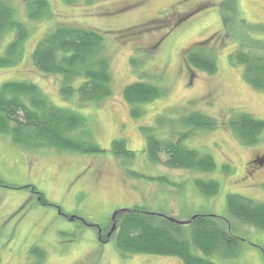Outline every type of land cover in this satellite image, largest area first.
<instances>
[{
	"label": "rangeland",
	"instance_id": "rangeland-1",
	"mask_svg": "<svg viewBox=\"0 0 264 264\" xmlns=\"http://www.w3.org/2000/svg\"><path fill=\"white\" fill-rule=\"evenodd\" d=\"M5 1L26 22L30 36L18 62L0 68V84L21 80L36 84L53 105L85 117L84 131L71 135L94 143L101 152L30 151L0 134L4 182L0 186V264H33L32 247L45 253L44 264H182L171 256L120 254L115 243L119 215L133 206L181 222L195 213L225 218L239 238L238 254L197 253L216 264H264V230L240 222L226 208L230 192L264 202V130L258 143L246 146L226 125L242 111L264 121V91L250 86L242 78V67L229 59L235 43L225 38L223 0H80L72 5L48 0L50 17L38 21L25 19L24 0ZM237 8L247 22L264 23V0H237ZM61 24L102 33L112 73L110 98L99 103L64 99L60 77L32 66L35 44L48 29ZM13 36L10 32L0 37V55ZM194 46L212 53L217 65L214 74L185 63L186 51ZM135 81L164 91L139 106L143 111L139 117L131 115L122 96L124 87ZM191 111L207 114L218 123L213 129L195 131L183 142L211 155L215 169L168 168L162 163L164 153L159 163L149 161L141 127H156L157 137L175 139L173 126L183 130L178 121ZM160 116L169 119L163 126L157 124ZM115 139L125 140L134 156H115L111 150ZM198 178L218 181L219 192L201 193L194 185ZM118 210L123 211L113 219Z\"/></svg>",
	"mask_w": 264,
	"mask_h": 264
},
{
	"label": "trees",
	"instance_id": "trees-1",
	"mask_svg": "<svg viewBox=\"0 0 264 264\" xmlns=\"http://www.w3.org/2000/svg\"><path fill=\"white\" fill-rule=\"evenodd\" d=\"M72 5L80 0H62ZM92 0H86L90 3ZM25 19L38 21L50 17L48 0H24ZM225 38L235 43L229 54L233 64L242 67V78L253 88L264 91V23H249L239 14L237 0H223L220 4ZM14 33L13 39L3 48L0 68L12 67L21 58L30 30L26 22L17 16L15 8L0 0V37ZM102 33L95 29L73 25H56L48 29L35 44L30 59L40 73L60 77L59 92L64 99L77 98L79 103L96 102L112 96V73L105 51ZM185 63L207 74L217 71L211 52L197 46L189 48ZM164 91L156 85L135 81L124 87L122 96L130 106L133 117L143 113V103L159 98ZM158 126L169 120L157 119ZM183 130L173 126L175 139H161L154 134L156 127L142 126L145 135L143 150L152 163L162 162L168 168L192 169L209 172L215 169L213 157L184 145V140L200 129L218 126L216 119L199 111L182 115L178 121ZM226 125L246 146L258 143L264 130V121L247 112H239ZM86 126L85 117L69 108L53 105L39 87L27 80L5 81L0 84V134L22 149L36 151L51 148L76 152L98 153L101 150L90 141L73 138L75 131ZM158 128V127H157ZM84 131V130H83ZM115 156L132 158L134 152L127 149L123 139L111 142ZM257 158H254L253 161ZM227 170V167H223ZM133 175H140L133 172ZM195 187L206 195H216L218 181L195 179ZM0 186L4 182L0 179ZM264 188V183H263ZM226 208L235 219L264 230V202L253 200L238 193L226 195ZM225 218L213 214L195 213L187 222L175 220L164 214L147 212L138 206L119 215V227L115 243L122 256L129 254L163 255L179 258L182 264H216L205 256L238 254L239 238L224 222ZM33 264H44L45 253L32 247Z\"/></svg>",
	"mask_w": 264,
	"mask_h": 264
},
{
	"label": "water",
	"instance_id": "water-1",
	"mask_svg": "<svg viewBox=\"0 0 264 264\" xmlns=\"http://www.w3.org/2000/svg\"><path fill=\"white\" fill-rule=\"evenodd\" d=\"M124 210H126V209H124ZM120 211H123V210H118V211H116V212L114 213V215H113V219L115 218L116 214L119 213ZM114 228H115V224L112 225V227H111V229H110V233H111L112 231H114Z\"/></svg>",
	"mask_w": 264,
	"mask_h": 264
},
{
	"label": "flooded vegetation",
	"instance_id": "flooded-vegetation-1",
	"mask_svg": "<svg viewBox=\"0 0 264 264\" xmlns=\"http://www.w3.org/2000/svg\"><path fill=\"white\" fill-rule=\"evenodd\" d=\"M254 157H256V156H254Z\"/></svg>",
	"mask_w": 264,
	"mask_h": 264
}]
</instances>
